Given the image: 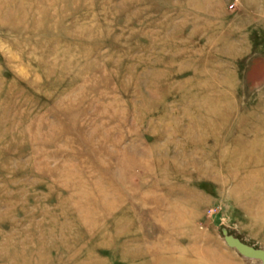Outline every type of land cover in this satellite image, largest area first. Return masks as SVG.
Segmentation results:
<instances>
[{"label":"rangeland","instance_id":"rangeland-1","mask_svg":"<svg viewBox=\"0 0 264 264\" xmlns=\"http://www.w3.org/2000/svg\"><path fill=\"white\" fill-rule=\"evenodd\" d=\"M225 236L264 251V0H0V264H260Z\"/></svg>","mask_w":264,"mask_h":264},{"label":"water","instance_id":"water-1","mask_svg":"<svg viewBox=\"0 0 264 264\" xmlns=\"http://www.w3.org/2000/svg\"><path fill=\"white\" fill-rule=\"evenodd\" d=\"M225 239L230 246L236 248L244 256L259 259L260 264H264V251L254 249L231 236H225Z\"/></svg>","mask_w":264,"mask_h":264},{"label":"bare ground","instance_id":"bare-ground-1","mask_svg":"<svg viewBox=\"0 0 264 264\" xmlns=\"http://www.w3.org/2000/svg\"><path fill=\"white\" fill-rule=\"evenodd\" d=\"M188 88V87H187ZM198 110V109H197ZM200 110V109H199ZM194 112V111H193ZM203 112V111H202ZM192 114V113H191ZM194 117V116H193ZM194 119H196V117H194ZM193 119V120H194ZM198 120V119H197ZM196 120V121H197ZM195 121V120H194ZM190 128H191V126H190ZM202 141V140H201ZM205 147V146H204ZM194 148V147H193ZM195 149V148H194ZM208 152V151H207ZM192 156V155H191ZM190 156V157H191ZM189 157V158H190ZM211 160V159H210ZM186 161V160H185ZM192 161V160H191ZM198 161V160H197ZM190 162V161H189ZM194 162H195V159H194ZM184 163V162H183ZM186 163V162H185ZM192 163V162H191ZM191 163H190V165H191ZM207 163V162H206ZM186 164H188V163H186ZM195 164V163H194ZM205 164V163H204ZM189 165V166H190ZM196 166V165H195ZM203 166V165H202ZM189 168V167H188ZM205 168V167H204ZM203 168V169H204ZM208 168V167H207ZM202 171V170H201ZM201 171H200V173H201ZM205 173V172H204ZM196 254V253H195ZM184 258V257H183ZM182 258V259H183ZM176 260L175 262H174V264H202L200 261H197V262H195V261H193L192 259H183V260ZM171 264H173V263H171Z\"/></svg>","mask_w":264,"mask_h":264}]
</instances>
